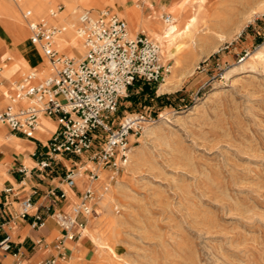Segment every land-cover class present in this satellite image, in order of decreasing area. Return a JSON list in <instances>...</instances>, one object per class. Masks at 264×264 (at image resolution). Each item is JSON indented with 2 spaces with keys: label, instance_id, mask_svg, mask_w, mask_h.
I'll return each mask as SVG.
<instances>
[{
  "label": "rangeland",
  "instance_id": "obj_1",
  "mask_svg": "<svg viewBox=\"0 0 264 264\" xmlns=\"http://www.w3.org/2000/svg\"><path fill=\"white\" fill-rule=\"evenodd\" d=\"M260 4L264 0L194 1L206 13L195 25L194 43L184 39V54L166 61L176 64V81H182L178 90L160 93L164 80L156 85L139 81L121 102L114 127L127 116L145 113L153 116L156 135L143 137V130L129 140L130 154L137 148L141 156L131 172L125 174L130 160L113 181L114 171L101 168L111 185L121 180L123 186L111 204L115 219L104 218L101 224L109 248L92 243L85 264H264V66L239 69L264 43ZM60 8L65 6L58 1L52 12ZM102 10L119 16L109 6ZM158 14L162 22L168 14L174 17ZM218 34L228 39L221 42ZM26 45L31 46L29 38ZM15 51L13 43L5 47L0 41V61ZM145 86L156 97L170 99L142 96ZM62 159L65 169L84 171L85 177L96 166L87 156ZM78 181L74 203L87 182L81 189ZM97 208L96 203L95 216Z\"/></svg>",
  "mask_w": 264,
  "mask_h": 264
},
{
  "label": "built area",
  "instance_id": "obj_2",
  "mask_svg": "<svg viewBox=\"0 0 264 264\" xmlns=\"http://www.w3.org/2000/svg\"><path fill=\"white\" fill-rule=\"evenodd\" d=\"M62 8L58 9L57 13ZM170 15L166 16L169 21ZM264 19V15L261 17ZM77 33L83 40L85 55L78 63L60 56L53 47V38L59 30L44 22L31 24L33 45H40L43 54L54 66L55 74L42 83H34L35 73L24 76L16 86L12 97L13 105L0 113V124L9 127L16 135L34 138L39 128L41 116L54 118L58 129L48 140L47 152L39 162L38 171L58 166L61 157L87 156L95 169L86 170L87 187L77 196L78 202L68 201L66 189H52L48 196L53 205L44 206L40 213L32 197L20 202L17 218L32 217V227L39 228L48 218H54L61 229V235L52 243L54 254L50 259L38 264H57L65 261L68 241L79 239L86 228L90 216L95 214L94 192L91 185L99 179L101 168L117 172L129 161L130 135H139L154 118L145 113H135L123 118L114 127V117L121 102L129 96L131 89L139 82L160 84L169 73L160 61L159 46L146 35L139 34L134 39L127 37V23L117 14L106 10L94 14L83 11L79 17ZM30 102L25 107L16 108L18 101ZM59 157V158H58ZM79 170L66 169L63 182L73 191L77 187ZM9 188L6 194L12 193ZM37 193L34 192V196ZM63 204L65 206H63ZM5 211H0V250L5 253L15 251L11 237L5 232Z\"/></svg>",
  "mask_w": 264,
  "mask_h": 264
},
{
  "label": "bare ground",
  "instance_id": "obj_3",
  "mask_svg": "<svg viewBox=\"0 0 264 264\" xmlns=\"http://www.w3.org/2000/svg\"><path fill=\"white\" fill-rule=\"evenodd\" d=\"M58 1L63 3L65 9L59 13L52 12ZM155 1L156 0H0V41L5 47L8 42L16 46L13 57L8 56V60L3 58L0 61V99L2 100L0 108L13 105L11 98L16 94L15 91L18 84L16 81L22 73L34 72L36 76L34 83L36 84L44 82L55 74L54 66L43 54L40 45H33L32 43L31 46L26 45L28 38L30 39L32 35V23L44 22L48 26H53L59 30L53 38V47L59 52L60 56L72 59L75 63L83 59L86 49L83 40L77 33L78 27L80 26L79 17L83 11H86H80L82 7L93 9L91 11L94 14L104 11L102 9L107 6L114 8L120 18L127 23V37L129 39H134L135 36L142 33L146 34L147 38H150L149 40L154 43H157L153 41L154 39L159 41L162 45L161 52V47L159 43H157L159 46L160 61L162 63L165 59V64H163L164 62L162 64L169 70L168 75H166L163 83L160 85L159 92H172L179 88L182 81H176V73L178 72L176 64L170 67L169 65L167 66L166 61L173 60L184 54V49L187 45L186 42H183L184 39H190V42L194 43L195 25L197 21L203 19L206 13L204 14L203 11L204 6L194 5V1L196 0H165L163 4H154ZM117 6H121L122 9H118ZM260 9L264 10V4L260 6ZM23 10H25V13L23 17H21L24 18L25 21L20 18L19 14ZM158 11L161 13L167 11L173 14L174 17L172 19L170 15L171 18L169 21L164 19V22H162V18L158 14ZM25 22H30L28 29L25 26ZM132 36H134V38ZM226 39L228 38H226L225 35L218 34L219 41L224 42ZM195 41L197 42V40ZM78 55L81 57H78ZM248 57L249 58L239 67L243 72L247 71L249 68H253V65L264 66V43ZM189 73L191 72L187 71L183 73L182 76L186 77ZM2 79L7 80L9 85H4L1 81ZM28 104H30V102L24 99L19 101L18 105L16 104L17 106L15 105V107L18 108L19 105L26 106ZM3 111L1 110V112ZM42 120L43 116L40 117L39 122ZM49 127L55 130V124L53 122L49 124ZM0 128L2 129L1 124ZM5 129L6 128H4V130ZM154 134V127L147 125L144 128L143 137L154 136ZM35 136L38 137L37 135ZM129 140L130 143L134 142V136L130 135ZM1 141H3V139H1ZM131 152L132 153L129 155L130 161L129 164L126 165L127 169L125 170V174L133 170L136 164L139 163L141 157H139L140 154L137 148H131ZM31 166L32 163L27 162V167L30 168ZM84 174V171H79L78 180L80 178V181H86ZM107 175V171L100 169L99 179L94 181L91 185V189L94 192V202L98 205L96 213L101 219L99 220V217L97 218L95 215L90 216L89 222L83 231L82 240L89 239L90 242L95 244L98 248L108 250L109 243L107 242L101 224L104 218H109V220L115 219L113 218L114 215L113 217L111 215V204L116 201V191L123 185L121 180L111 185L110 182L107 181V179L109 180ZM86 177L88 179V175ZM65 189L68 191L69 201L75 195L67 187H65ZM69 242L71 241H68L67 245L73 247L74 244Z\"/></svg>",
  "mask_w": 264,
  "mask_h": 264
},
{
  "label": "crops",
  "instance_id": "obj_4",
  "mask_svg": "<svg viewBox=\"0 0 264 264\" xmlns=\"http://www.w3.org/2000/svg\"><path fill=\"white\" fill-rule=\"evenodd\" d=\"M14 96L15 94L12 97ZM169 96H165L161 102L169 100ZM18 103L19 101L16 104L18 105ZM8 106L1 107L0 112ZM21 107L25 106H18V108ZM51 122L55 124V130L49 127ZM39 123V130L35 134L38 137L35 136L34 138L13 134L8 126L1 124L0 141L1 139L3 141L0 143V211L6 212L4 229L11 237L15 251L5 253L0 250V264H38L41 260L50 259L54 254L52 243L61 235V229L54 218L46 219L44 225L39 228L32 227V217H28L26 220L17 218L21 201L32 197L39 212L43 213L44 206L54 204L52 197L48 196V192L52 189H65L63 178L66 172L65 168H68L65 159H61L58 166L55 165L42 172L37 170L39 162L44 159V154L47 152L48 140L58 129V124L54 118L43 116V120ZM67 159L74 160L72 158ZM71 160L69 162L72 163ZM77 161V163H81V161ZM27 162L32 163L30 168L27 167ZM85 180L87 181V177ZM86 181H80L79 178L78 183L81 184V189ZM85 184L86 188L87 182ZM9 188H12L13 191L6 194L5 191ZM34 192L37 193L35 196ZM68 202L74 203L70 199L64 204L66 205ZM64 204L63 206H65ZM52 210L57 211V205L54 204ZM1 222L3 221L0 220ZM2 237L3 234H0V239ZM69 243H73L74 246L66 245L65 251L68 258L65 261H59L57 264H85L91 254L92 243L90 240H82L81 236Z\"/></svg>",
  "mask_w": 264,
  "mask_h": 264
},
{
  "label": "trees",
  "instance_id": "obj_5",
  "mask_svg": "<svg viewBox=\"0 0 264 264\" xmlns=\"http://www.w3.org/2000/svg\"><path fill=\"white\" fill-rule=\"evenodd\" d=\"M149 94L150 100L154 99L156 101H162L165 99V96H161V97H156L155 95V90H150L147 86H145L142 90V96H144L145 94Z\"/></svg>",
  "mask_w": 264,
  "mask_h": 264
}]
</instances>
